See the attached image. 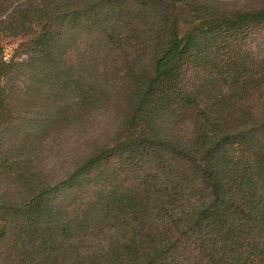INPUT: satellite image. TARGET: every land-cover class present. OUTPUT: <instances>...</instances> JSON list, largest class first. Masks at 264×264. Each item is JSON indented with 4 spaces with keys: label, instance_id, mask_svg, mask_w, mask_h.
<instances>
[{
    "label": "trees",
    "instance_id": "obj_1",
    "mask_svg": "<svg viewBox=\"0 0 264 264\" xmlns=\"http://www.w3.org/2000/svg\"><path fill=\"white\" fill-rule=\"evenodd\" d=\"M0 264H264V1L0 0Z\"/></svg>",
    "mask_w": 264,
    "mask_h": 264
},
{
    "label": "rangeland",
    "instance_id": "obj_2",
    "mask_svg": "<svg viewBox=\"0 0 264 264\" xmlns=\"http://www.w3.org/2000/svg\"><path fill=\"white\" fill-rule=\"evenodd\" d=\"M210 1L221 2L225 4L229 9H250V8L260 7V5H262L264 0H210ZM18 44L19 42L17 40H7L6 42H4V46L6 48L8 56L13 55ZM95 119L96 121L94 122V124L89 126V130L91 133L95 131L96 134L99 133L102 128H106V124H109L112 121H114L111 115L104 113L96 116ZM72 134L75 139H79V136H82V134L78 132H73ZM49 160L53 162L55 160V157L54 158L50 157Z\"/></svg>",
    "mask_w": 264,
    "mask_h": 264
}]
</instances>
